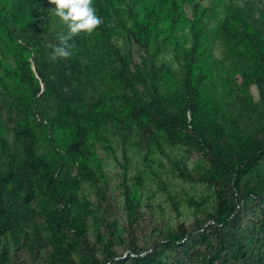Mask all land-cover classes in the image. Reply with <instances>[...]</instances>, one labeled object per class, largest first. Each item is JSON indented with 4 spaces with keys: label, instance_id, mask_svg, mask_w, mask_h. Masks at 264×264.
<instances>
[{
    "label": "trees",
    "instance_id": "1",
    "mask_svg": "<svg viewBox=\"0 0 264 264\" xmlns=\"http://www.w3.org/2000/svg\"><path fill=\"white\" fill-rule=\"evenodd\" d=\"M222 2L211 0L205 6L195 0H94L103 20L95 34L98 52L83 58L88 48L78 35L73 55L52 64L42 37L32 30L45 16V0H0V234L18 227L17 222L31 213L30 200L38 195V187L48 188L62 202L55 263L75 264L62 242L69 232L83 243L91 264H97L86 236L90 228L104 245L106 260L116 257L112 239L119 234L117 225L102 230L101 203L82 192L88 182L103 196L106 173L98 148L113 152L105 130L109 123L126 134L138 126L155 139L195 145L215 161L203 172L208 178L221 184L225 173L240 195L238 201L254 193L253 187L241 183L264 155V138L242 127L241 121L242 114L259 120L262 116L246 90L253 84L264 96V18L224 3V16L213 30L208 20ZM185 3L190 14L182 22ZM113 36L136 43L145 53L142 61L133 62L122 53L112 44ZM215 36L225 47L228 64L214 56ZM166 49L180 62L179 73L167 61L154 63L155 53ZM93 77L99 78L102 89L88 97L84 83ZM113 91L119 92L118 100L109 96ZM259 130L264 132L263 122ZM123 194L132 222L138 190L125 186ZM216 194L212 219L218 226L228 223L237 210L219 186ZM187 233L168 238L178 242ZM254 241L260 246L252 252H264V240L258 235ZM159 254L156 247L143 255L135 250L130 264H156Z\"/></svg>",
    "mask_w": 264,
    "mask_h": 264
},
{
    "label": "rangeland",
    "instance_id": "2",
    "mask_svg": "<svg viewBox=\"0 0 264 264\" xmlns=\"http://www.w3.org/2000/svg\"><path fill=\"white\" fill-rule=\"evenodd\" d=\"M195 1L201 5H211V0ZM224 3L244 7L261 21L264 18V0H224L216 7V14L208 20L213 30L217 29L224 16ZM54 7L49 0H45V16L32 28L42 37L44 53L52 64L60 60H53L50 55L53 46H56L57 33L66 31L59 18L49 12ZM189 14L190 5L185 3L181 7V21L186 22ZM97 29L90 35L80 34L88 48L83 55L85 59L87 53L91 59L99 50V45L95 43ZM111 42L133 62L140 63L145 55L128 38L113 36ZM212 51L216 58L229 63L219 36L214 37ZM164 61L176 73L180 72L181 64L170 49L155 53L156 65ZM232 78L237 80L238 75ZM84 89L88 97L98 95L102 89L99 78L86 81ZM246 94L253 97L262 116L259 120L258 116L242 114V127L264 138L263 131H256L258 124L264 123V96L253 84ZM109 96L115 100L120 98L118 91L111 92ZM243 96L238 97L236 108L239 112L243 108ZM50 103L48 100L45 104L50 106ZM105 130L113 152L98 148L106 173V184L101 185L103 196L88 182L84 183L82 192L92 202L101 203L98 214L101 229L106 230L116 224L119 234L112 239L116 257L110 261L106 260L104 245L96 241L92 228L89 229L86 236L94 246L97 264H130L135 250L143 255L155 247L160 252L156 264H264V252H252L253 248L260 246V243H255V238L259 235L264 240V155L242 179L241 184L253 187L254 193L238 201L240 195L233 189L225 173H222L221 184L208 178L205 173L212 169L215 161L195 145L187 142L170 144L155 139L149 131L138 126H134L129 134L112 123ZM13 139L10 133V142ZM3 160L1 158L0 164ZM125 186L138 190L136 214L132 222L126 216ZM218 186L230 203L236 205L237 211L228 223L215 226L212 218L218 202ZM37 191L38 195L30 200L31 213L17 222L18 227L7 228L0 234V264H56L54 258L58 251L55 243L62 202L48 188L38 187ZM257 227L262 233L257 232ZM183 230L188 233L182 240H169V234ZM66 235L62 239L63 246L69 250L75 264H91L89 252L83 243L75 241L69 232Z\"/></svg>",
    "mask_w": 264,
    "mask_h": 264
},
{
    "label": "clouds",
    "instance_id": "3",
    "mask_svg": "<svg viewBox=\"0 0 264 264\" xmlns=\"http://www.w3.org/2000/svg\"><path fill=\"white\" fill-rule=\"evenodd\" d=\"M49 3L55 5L49 12L58 17L66 28V31L57 33L59 43L53 46L51 58L68 59L76 48L74 37L82 32L92 34L103 20L98 15L94 0H49Z\"/></svg>",
    "mask_w": 264,
    "mask_h": 264
}]
</instances>
